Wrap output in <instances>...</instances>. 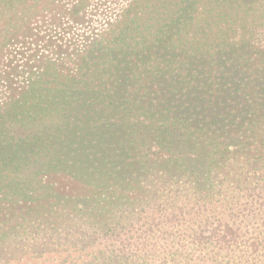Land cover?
Masks as SVG:
<instances>
[{"label":"trees","instance_id":"1","mask_svg":"<svg viewBox=\"0 0 264 264\" xmlns=\"http://www.w3.org/2000/svg\"><path fill=\"white\" fill-rule=\"evenodd\" d=\"M0 264H264V0H0Z\"/></svg>","mask_w":264,"mask_h":264}]
</instances>
